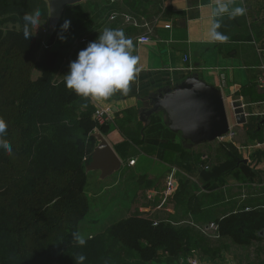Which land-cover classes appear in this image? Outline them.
Masks as SVG:
<instances>
[{
  "label": "crops",
  "instance_id": "crops-1",
  "mask_svg": "<svg viewBox=\"0 0 264 264\" xmlns=\"http://www.w3.org/2000/svg\"><path fill=\"white\" fill-rule=\"evenodd\" d=\"M215 3L216 0H84L65 7L62 12L57 32L60 39L55 38L53 42L60 60H64L65 48L71 44L65 43L69 33L61 36L62 29H66L64 32L84 29L85 40L81 42V49L97 40L100 31L106 27L122 29L134 42V55L139 57L141 71L131 84V91L127 95L118 93L108 100H88L94 110L107 111L109 122H116V126L102 135L120 158L122 167L117 179L106 182L104 188L115 187L122 171L129 169L136 179L133 186L140 182L134 193L133 205L137 212L173 215L174 209L167 199L157 208L162 201L166 175L172 168L178 179L175 180L176 194L181 192L184 199L179 208L186 215L185 219L191 215L211 221L241 209L264 211V0H237V5L247 7V13L236 19L227 14L215 16ZM111 9L131 16L136 25L124 21L119 15L110 19ZM65 18L69 22L67 28L63 23ZM214 21L222 23L219 31L229 37L227 42H210ZM140 36H148L149 40L138 42ZM74 47L76 43L70 59L81 50ZM191 74H197L206 83L220 89L234 134L230 138H218L190 148L183 146L180 151L179 146L183 143L180 136L159 125L164 124L162 113L151 114L148 117L150 126L142 131L138 125L144 123L139 119V112L148 106L149 95ZM233 101L241 102L244 124L235 123ZM149 129L151 139L146 141ZM92 132L99 131L94 128ZM133 140L156 145L157 152L146 155L138 148L141 143L135 145ZM214 141L223 146L219 150L213 149L212 153L196 150L198 146L210 145ZM157 142L164 144L162 150L155 144ZM169 152L174 155L168 163L163 158ZM224 153L228 154L229 160L223 171L206 178L201 175L198 164L201 159L203 162L206 154L214 155L217 161ZM131 159L134 163L128 164ZM203 181L202 191L212 189L198 200L195 195L200 194L199 189L194 192L190 189L194 185L200 186L199 182ZM173 203L176 204L175 197ZM260 234L262 241L264 233ZM212 264L222 262L215 260Z\"/></svg>",
  "mask_w": 264,
  "mask_h": 264
},
{
  "label": "trees",
  "instance_id": "trees-1",
  "mask_svg": "<svg viewBox=\"0 0 264 264\" xmlns=\"http://www.w3.org/2000/svg\"><path fill=\"white\" fill-rule=\"evenodd\" d=\"M29 1L0 0V117L8 123L5 138L14 149L10 154L0 148V264H76L79 255L85 257L83 264H109L114 249L118 251L114 263L134 264L135 260L167 261L187 252L200 240L190 236L185 224L153 225L149 219L135 216L86 238L83 247L73 240L72 233L77 232L88 208L85 193L76 187V176L96 144L92 131L96 128L105 134L116 122L98 123L88 99L69 90L64 78L52 80L58 55L51 51L49 62L43 46L54 42L60 21L53 33H42L41 29L46 30L47 4L44 0ZM36 8L43 13L41 25L33 28L34 35L26 40L23 17ZM82 30L69 29L70 38L65 43H71ZM45 64L49 65L45 79L36 81L33 71ZM159 125L173 134L166 125ZM148 126L150 122L143 124L142 131ZM132 143H141L138 148L146 155L157 152L156 145L143 140ZM155 144L161 150L164 147L162 142ZM183 146L184 142L180 151ZM173 155L169 152L163 161L169 163ZM183 201L180 194L177 202L180 205ZM214 223L219 237L247 245L251 239L262 238L264 211L241 209Z\"/></svg>",
  "mask_w": 264,
  "mask_h": 264
},
{
  "label": "rangeland",
  "instance_id": "rangeland-1",
  "mask_svg": "<svg viewBox=\"0 0 264 264\" xmlns=\"http://www.w3.org/2000/svg\"><path fill=\"white\" fill-rule=\"evenodd\" d=\"M27 1L31 3V1ZM64 22H66V18L65 20H63V23ZM6 26H8V24H6ZM65 30L66 29L61 30V36L63 34L66 36L68 35L69 30L68 32H64ZM41 31L42 33H44L45 27L41 29ZM56 39L60 38H57L56 36ZM84 40V33H81V35L78 36L74 35L73 38H71V44L65 48L66 54L64 60L63 58L61 59L63 61L60 60L59 51L54 48V43L45 44V46H43L44 49L48 50V52L45 53V56L46 59L49 60V62L51 61V51L56 50L58 55V59L56 60L55 64L53 63L51 71L53 76L52 80L63 79L64 75L70 71V63L78 58V55H75V57H72L71 59L69 57L70 53L73 50V45L76 43V47L74 48L78 49L82 47L81 42H83ZM48 66L49 65L45 64L41 68L39 67L37 68V70H34L32 73V77L36 81L42 82L45 79L44 72L46 69L48 70ZM94 111L95 110H93L92 114H94ZM138 126L141 127L142 125ZM150 129L147 132L148 139L146 141H150L151 139L149 137ZM221 146H223L222 143H217V141H214V143L210 145H200L196 150L203 151L205 153H212L213 149L219 150ZM206 155L207 156L204 157L203 162L201 159L200 163L198 164L201 169V175H203L205 178L213 175H218L222 168L227 165V160H229L227 153H224L223 155L221 154L220 159L222 160L219 159L217 161L214 159V155ZM198 156L200 158L199 154ZM217 167L220 169H217ZM128 171L130 170L127 168L122 171L121 179L117 181L118 184L111 189L104 188V184L114 178L117 179L118 174H120L119 170L102 179L99 178L98 171L87 172L85 169H83V171L78 173V175L76 176V187L77 189L82 188L81 190L85 193L88 204L87 212L82 217V219L79 220L77 227V231L84 235L85 239H88L92 236L94 237L96 236V234L102 233L104 229H107L113 223L135 216L147 218L153 225L158 224L159 222H169L171 224L178 225L185 224L188 228L187 230L189 231L190 236L198 237L200 243L191 246L192 248L187 252L183 251L181 254H179L178 257L170 258L167 261L152 260L142 263L135 260L134 264H191L193 260H196L198 264H212L215 260H219L220 262H222V264H264V239L262 241L260 239H251L249 244L239 245L229 237H219L216 230L213 229L214 227H211V225L215 226L214 220L207 221L206 219H196L197 216L194 217L191 215L187 216V219H185L184 217L186 215H183V211L179 208V204L177 202V199L179 198V195L181 193L178 192L179 195L176 194L177 188H174L173 193L167 199V201L169 200L171 204L170 207H173L174 209V213L172 216H158L156 213L147 215L145 213L137 212L135 208L136 206L133 205V203L135 196L134 193H136L135 190L137 189V186L140 185V182H136L137 184L133 186V184L135 183L133 181H135L136 179L133 178V176ZM83 172L85 173V178L83 176ZM170 172L171 169L167 173L166 177L170 174ZM174 178L176 181L178 180L175 175ZM203 183L204 181L199 182L200 186L194 185L193 189H190L191 192H194L195 189H199L200 194L195 195L198 200H200L199 198H201V196H204L207 192H209L210 189H212L210 187L208 190L202 191L201 185ZM172 196L173 199L175 197L176 204L173 203ZM207 196H209V194ZM163 203H160L157 208L162 206ZM204 217H206V215ZM262 232L264 233V230H262ZM117 256L118 251L117 249H114L110 254V258L108 259L110 260L109 264H118L120 261L114 263V257Z\"/></svg>",
  "mask_w": 264,
  "mask_h": 264
},
{
  "label": "water",
  "instance_id": "water-1",
  "mask_svg": "<svg viewBox=\"0 0 264 264\" xmlns=\"http://www.w3.org/2000/svg\"><path fill=\"white\" fill-rule=\"evenodd\" d=\"M44 1L48 8L45 33L50 35L56 29L64 8L84 0ZM231 107L235 123L244 124L246 120L241 102L233 101ZM156 112L162 113L163 123L180 136L186 148L223 137L230 129L220 89L206 83L197 74L149 95L148 106L140 109L139 119L146 124L148 117ZM92 136L96 144L84 169L87 172L98 171L102 179L119 170L122 162L101 133H92Z\"/></svg>",
  "mask_w": 264,
  "mask_h": 264
},
{
  "label": "clouds",
  "instance_id": "clouds-1",
  "mask_svg": "<svg viewBox=\"0 0 264 264\" xmlns=\"http://www.w3.org/2000/svg\"><path fill=\"white\" fill-rule=\"evenodd\" d=\"M247 7L237 5V0H216L214 15L227 14L231 19L246 15ZM42 10L25 13L23 35L29 40L33 34V28L41 25ZM65 22L64 27H68ZM222 23L214 21L211 30L210 42H227L229 37L219 31ZM135 45L122 29L104 28L100 31L97 40L89 42L85 49L78 53V58L70 63V71L64 75L66 87L76 95L85 99L108 100L116 94L127 95L131 91V84L141 71L138 67L139 57L134 55ZM8 123L0 117V148L13 154L11 142L6 139ZM73 240L81 247L87 240L80 232L72 233ZM85 257L79 255L76 264H83Z\"/></svg>",
  "mask_w": 264,
  "mask_h": 264
},
{
  "label": "built area",
  "instance_id": "built-area-1",
  "mask_svg": "<svg viewBox=\"0 0 264 264\" xmlns=\"http://www.w3.org/2000/svg\"><path fill=\"white\" fill-rule=\"evenodd\" d=\"M116 15L121 16L124 19V21L132 22L133 25H136L134 23V20L132 19V17L127 15V14H123V13L118 14V12H114L113 11V12H111L109 14V18L113 19ZM148 40H149L148 36H140V37L137 38L138 42H147ZM263 83H264V81H263ZM93 115H94V118L98 122H103V121H106L108 119L107 111H105V110L96 109L94 111ZM233 134L234 133H233L232 129H229L228 133L225 136L220 137V138L221 139L222 138H226V137L230 138V137L233 136ZM133 163H134L133 159L129 160V162H128V164H133ZM174 175H175V169L172 168L170 174L165 178V181H164V189H163V192H162V201H161V203H163L166 199H168L169 196L173 193L174 188H176V181H175ZM214 225L215 226L211 225V227H214L213 229L216 230L217 229V225L216 224H214ZM191 264H198V262L196 260H193Z\"/></svg>",
  "mask_w": 264,
  "mask_h": 264
}]
</instances>
